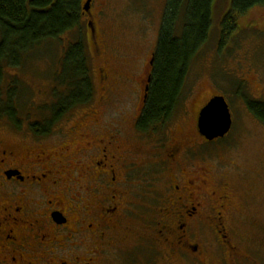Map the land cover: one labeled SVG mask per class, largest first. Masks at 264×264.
<instances>
[{
  "label": "flooded vegetation",
  "instance_id": "flooded-vegetation-1",
  "mask_svg": "<svg viewBox=\"0 0 264 264\" xmlns=\"http://www.w3.org/2000/svg\"><path fill=\"white\" fill-rule=\"evenodd\" d=\"M91 22L95 33L89 29L88 40L100 58V28ZM154 56L144 86H130L134 77L100 65L99 90L94 86L92 98L77 108L80 117L68 133L61 125L76 113L45 133L25 134L7 123L15 135L0 139V264H97L107 247L138 235L139 220L169 257L198 251L208 235L238 255L226 241L236 213L235 180L220 154L206 148L230 133L211 141L199 130L200 112L222 94L204 92L191 109L193 96H185L184 87L167 122L140 127ZM190 124L193 131L186 129ZM165 127L171 132L163 139ZM142 143L152 148L146 157Z\"/></svg>",
  "mask_w": 264,
  "mask_h": 264
},
{
  "label": "rangeland",
  "instance_id": "rangeland-1",
  "mask_svg": "<svg viewBox=\"0 0 264 264\" xmlns=\"http://www.w3.org/2000/svg\"><path fill=\"white\" fill-rule=\"evenodd\" d=\"M167 1L94 0L93 16H84L82 21L95 19L100 28V58L94 54L93 44L88 43L92 79L97 91L100 86L98 68L106 63L116 74L123 72L126 77H134L130 86L145 85V81L141 82L151 71L149 61L157 48ZM231 1L215 0L211 36L192 63L184 94L193 96L188 101L191 109L203 100L204 92L221 93L230 105L234 124L230 135L219 145L206 148L210 149V155L220 154L218 159L224 160L225 172L229 171L228 175L235 180L236 213L228 224L230 231L226 241L235 245L238 255L231 257L215 236L208 235L201 241L198 251L187 249L182 256L175 250L169 257V250L155 242L152 232L145 228V222L139 220L136 225L138 235H129L122 242L107 247L97 264H264V124L249 110L250 102L264 103V8L254 7L242 15L237 36L233 35L220 46L221 23ZM78 35L73 29L50 41L49 48L27 58L32 61L27 68H6V91L9 83L18 77L26 97L19 98V118H0V139H9L14 134L7 127L8 122L13 124V130L19 128L16 123L22 122L20 131L32 133L30 125L42 111L40 108L51 104L52 76L63 47ZM123 91V106L128 107L129 94L126 89ZM29 95L31 101L26 99ZM77 111H70L71 115L76 113L72 117L68 113L65 115L74 120L62 123L63 133H68L75 118L80 117ZM56 123L53 131L58 127ZM182 127L185 128V124ZM187 128L193 131L192 124ZM128 129L126 132L130 133ZM170 132L165 127L159 131V136L162 134L165 139ZM141 147L146 153L143 157L152 150L143 143ZM207 159L217 163L216 158Z\"/></svg>",
  "mask_w": 264,
  "mask_h": 264
},
{
  "label": "trees",
  "instance_id": "trees-1",
  "mask_svg": "<svg viewBox=\"0 0 264 264\" xmlns=\"http://www.w3.org/2000/svg\"><path fill=\"white\" fill-rule=\"evenodd\" d=\"M86 2L0 0V118H19V98L26 97L18 77L9 83L6 91V68H27L28 63H32L28 57L38 55L44 48H49L50 41L73 29L79 35L63 47L62 56L56 62L51 104L40 108L42 111L37 113L36 120L30 125L31 131L49 132L54 123L92 98L94 84L88 49L90 42L85 40L89 29H92L88 21H82L88 13L84 11ZM214 3L215 0L167 1L154 53L151 90L140 118V127L167 122L170 112L178 104L192 63L210 39ZM254 7L264 8V0L231 1L221 23L220 46L233 35L237 36L239 18ZM89 14L93 16L92 7ZM26 99L31 101L30 95ZM249 110L264 124L263 102H250ZM21 125L22 122L16 123L19 128Z\"/></svg>",
  "mask_w": 264,
  "mask_h": 264
},
{
  "label": "water",
  "instance_id": "water-1",
  "mask_svg": "<svg viewBox=\"0 0 264 264\" xmlns=\"http://www.w3.org/2000/svg\"><path fill=\"white\" fill-rule=\"evenodd\" d=\"M92 0H87L84 11L90 12ZM90 26L94 32L93 24ZM233 117L228 102L222 95H217L202 109L199 116L200 133L208 140L223 138L230 133Z\"/></svg>",
  "mask_w": 264,
  "mask_h": 264
}]
</instances>
